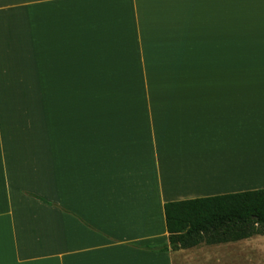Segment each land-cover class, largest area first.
Segmentation results:
<instances>
[{
    "label": "crops",
    "instance_id": "obj_1",
    "mask_svg": "<svg viewBox=\"0 0 264 264\" xmlns=\"http://www.w3.org/2000/svg\"><path fill=\"white\" fill-rule=\"evenodd\" d=\"M263 188L264 0H0V264H264L145 249Z\"/></svg>",
    "mask_w": 264,
    "mask_h": 264
},
{
    "label": "trees",
    "instance_id": "obj_2",
    "mask_svg": "<svg viewBox=\"0 0 264 264\" xmlns=\"http://www.w3.org/2000/svg\"><path fill=\"white\" fill-rule=\"evenodd\" d=\"M163 211L168 244L145 247L150 251L167 252L264 235V188L167 202Z\"/></svg>",
    "mask_w": 264,
    "mask_h": 264
},
{
    "label": "rangeland",
    "instance_id": "obj_3",
    "mask_svg": "<svg viewBox=\"0 0 264 264\" xmlns=\"http://www.w3.org/2000/svg\"><path fill=\"white\" fill-rule=\"evenodd\" d=\"M263 238H264V236H263ZM257 246L260 247V248H263L264 247V244L260 241Z\"/></svg>",
    "mask_w": 264,
    "mask_h": 264
}]
</instances>
